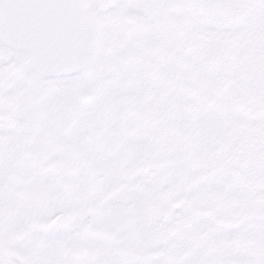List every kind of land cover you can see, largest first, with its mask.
Masks as SVG:
<instances>
[{
  "label": "rangeland",
  "instance_id": "rangeland-1",
  "mask_svg": "<svg viewBox=\"0 0 264 264\" xmlns=\"http://www.w3.org/2000/svg\"><path fill=\"white\" fill-rule=\"evenodd\" d=\"M185 2H189V0H185ZM181 15L182 14H180V16ZM223 31H221V33L218 35V36H220L218 38H215V35H213V34L210 36L209 42L214 46V48L215 47H221L222 43L229 45L228 43L230 41H232L230 34H228V33L223 34ZM103 34H105V33L104 32L101 33V37H100L101 41L99 42V48L101 49L100 50L101 52L98 51L97 53H103L104 50L109 49L108 48L109 44H108V46L106 45L105 35H103ZM117 39H118V36H117ZM153 39H154L153 36H152V38H150L148 29H146V30L140 29V31L135 33L130 39L129 38H127V39L123 38L122 42H120L121 40L119 41V40H116V38H115L114 40L117 41V43L114 45L111 44V48L113 46L117 45L112 49V51L114 52L113 56H114L115 62H116V72H115L116 76L109 79V81H108V78L104 81H101L99 88H101L103 90H97V89L94 90L93 91V95H94L93 97L96 98V101L92 102V103H88L90 105H85L84 108L92 111V109L94 107H96L98 104H102L106 107V105H107L106 101L111 100V98H113L114 100H118L119 95H122L126 91H132L135 95L136 105L138 103V101H137L138 96L140 97L139 104L143 108H144V105L148 104V102L150 105L152 103V100L155 99L156 106H157L156 110L158 112H161L163 110V103L166 102V93H167L168 87L176 85V82L172 81L169 84L168 79H165L164 75L162 73L158 77L156 83L160 85V92L159 93L161 95H163V98L160 99L158 97H155V98L153 97V99H152L150 97V100L145 101V95L149 94V91L151 88V83H153L152 80L150 79V72L148 71V67H147L149 61H148V59H146V57L148 56V52H149L148 49L152 47V45L150 43L153 41ZM217 40H218V42H217ZM162 48H163V46H162ZM106 53H110V52H106ZM188 56H191V55H188ZM219 63L224 64L225 67H227L228 69H230L232 67L234 68L236 65L235 64L236 62H235L233 57H230L226 60L220 61ZM211 67L213 68L214 65ZM209 77H210V80H215L214 72L211 71ZM95 78H96L95 75L94 76H88L87 75L84 78L78 76L76 80H75V77H73V79H74L73 82L75 84L71 85V88H70L71 92H75V93H77L76 95H78L79 94L78 92H87V91H91V89H93V88H97L99 86V84H97V85L93 84L95 82L94 81ZM165 81H168V83L166 84L165 91H164L163 84ZM125 87H126V89L124 90ZM47 91H51V90H47ZM174 91H175L174 97L176 98V100H179L180 90L174 89ZM38 93L40 95L36 94V96H34L31 94V95H27V96L29 97L30 101H34L35 98H38L40 101L38 104H40L41 106L45 105V103H44V102H46L45 97L48 96L49 94H43V92L40 90ZM30 101H26L25 104L30 103ZM223 104H224V99L221 101V105H223ZM166 107H167V105H166ZM48 109L51 110L52 108L48 107ZM54 109L55 110L53 111V113L51 112V114H53V117H51V118H54V117L58 118L59 116L56 115L58 113V112H56V109H57L56 106ZM28 110H30V109L28 108ZM135 116L136 115H134L133 118H136ZM178 117H183V116L173 114V118L178 119ZM186 117L190 118V116H186ZM148 119H149L148 116L145 119L139 118V120L137 122H133V120H134L133 119V120H131L130 123L125 122L124 125L120 128V131L122 133V144L124 147H126L129 150V152H128L129 154L123 158L124 162L126 164H128V167H126L125 170H131L135 166H140V165L146 166L147 164L155 163L154 161H156V159H154V158H157V156H155L157 154H155V153L148 154L147 153L149 150H151V151L153 150L154 145H157L160 148V151L162 150V147H163V150H165L167 147H170V148H172V152L171 151L170 152L175 158H173L172 161L169 162L170 168L168 169V172H170L171 170H174L172 174L174 175L175 178L178 179L179 184L183 185L182 188H177V190L179 191L178 193H182L183 189H186V187L188 185H191L192 177L196 176L197 171H200V168H201L198 166V162L196 161V158H195V156L197 155V152H196L197 145L193 148V152L190 153V154H193L192 157L185 158L186 156L184 154H182V152L180 153V151H179V149L181 150V141H180L179 135L174 134V135H177L178 138H176V136H173L170 139V134L168 133V130L163 129L162 127L160 129H158L156 132L151 131V129H146V130L143 129V127H142L143 122L145 120L147 121ZM54 121H56V120H54ZM175 128H178V127H175ZM190 128L191 127H189V129ZM141 130H144V132L143 133L140 132ZM109 133H112L113 135H115L116 133L118 134L117 127L114 126L110 130ZM175 133H176V131H175ZM107 143L112 144L113 142H111L109 140ZM220 143H222V141ZM116 146H117V143H113V148ZM42 149H45V147ZM136 153L145 154V155H142V159H139V160H137V162H135L133 155ZM160 154H162V152ZM176 159L178 160V162H176ZM158 161L160 162L161 159L158 158ZM163 161L164 162H163L162 168H164L165 164H166L165 158L163 159ZM113 167H116V164L114 161L111 163L110 169ZM1 168L5 169V167H3V166H1ZM163 174H164V172H158L157 168L142 174V176L139 180L146 184V192L148 195H150L151 193H154V191L157 189L156 186H161L159 183L162 181V177H163L162 175ZM219 177H223L224 179H226V181L232 180L229 177L228 173L224 170H221ZM76 180H77V178H76ZM224 186H228V187H224ZM243 192H245V190H241L240 192H237V194L231 193L230 186L228 185V183L227 182L223 183L220 180L219 186L217 188V193H215L214 191H211L210 189H205V187H203V186H200V189H197V191L189 193L190 199L186 203H187V207H189L190 210H188V208L186 207V211H187V214H190V216H191L190 224H192V225L189 228H187V231H190L193 235L190 239L185 238L184 235H183L184 237L182 236L178 239L179 245H181L183 241L187 240V242L191 246V249H192L191 251H192V253H194V258L192 261L190 260L191 262L189 264L204 263L207 260H209L210 258L212 259L213 257H215L217 254H227V252L232 251L233 248L231 246H234V243L225 244V243L221 242L220 240L213 241L216 237L221 238V236L223 234H227L226 239L236 240V241L240 242L241 247L239 244H236V248L240 247L239 249L245 250L246 252L248 251L249 248L252 249L251 255H259L261 253V251H264L263 247L258 246V245L257 246L254 245L250 241V239L248 238V237H250V235L253 231L252 226H249V228L245 232H234V231L231 232V231H229L227 233V232H225L224 229H220V227L213 230L209 226L208 222H202V220L209 218L211 220V222L213 224H215V220H214L213 216L211 214H209V210H210L209 207H211L215 211H217L218 207H219L218 211L221 214H223V212H221L220 210H223L224 208H226L227 215L220 216L218 221L220 222V224H230L229 222L226 221L228 219L226 216H229L231 218V216H230L231 215V209L227 210V209H229V207H226L227 204H223V203L232 202V201L234 202L235 200H237L236 202H241L244 206H245V204H247L250 209H253V207L256 205L257 201L259 200L260 195L249 193L247 196V195L242 194ZM0 193L2 194L1 196L6 195V192L0 191ZM189 194L184 193V194L177 195L172 200V202L183 203V202H185V199L182 200V198L189 196ZM233 202H232V204H233ZM193 203H195V204H193ZM135 204H138V205L141 204L143 206L144 202L138 201V202H135ZM0 206H1V208H0V222H1L3 220L1 218V216L3 215V212H6V207H7L6 206V197L1 201ZM173 206H174V204H171L170 208ZM191 206H192L193 210H192ZM128 207L129 208H127V210H129L131 208L130 206H128ZM127 210H124V211H127ZM199 211L205 217H203V218H201L199 216L195 217L194 221L192 223V214L194 212H199ZM232 213L236 216V215H238L239 210H235ZM183 215H184V207L182 205L179 208V218L178 219L180 221H181V216L183 217ZM176 221H177V219L173 221L174 226L176 225V223H178ZM232 226L233 225H231V227ZM4 228H6L5 223L0 224V229L2 230ZM36 231L38 232V234L36 236H32V237L28 236L27 237V240L29 241L28 242L29 245L40 244V240L37 236L42 235V236L47 237V236H49V233L51 232L48 229V227L44 226L43 224H41V226H36ZM186 234H188V233H186ZM1 236H3V237H2V241L0 242V255L3 256V255L7 254L6 253V247L8 244V238L9 237H8L7 232H5V234L2 233ZM222 237H225V235H223ZM1 245H2V249H1ZM130 246H131V249H132V247L134 248L133 244H131ZM171 248H172V253H170L171 258H169V260L172 262V260L175 257L176 249L174 248V245H171ZM177 251L180 252V249L177 248ZM251 255H249V256H251ZM4 258L5 257H2L1 260H3ZM9 258L12 259L11 256ZM6 259L7 258H5V260ZM237 260H238V258H237ZM121 261L123 262V264H132V262H125L123 260H121ZM245 261L247 264L246 259H245ZM74 262L75 261L73 260L72 263H74ZM32 264H34V263L32 262Z\"/></svg>",
  "mask_w": 264,
  "mask_h": 264
},
{
  "label": "snow or ice",
  "instance_id": "snow-or-ice-1",
  "mask_svg": "<svg viewBox=\"0 0 264 264\" xmlns=\"http://www.w3.org/2000/svg\"><path fill=\"white\" fill-rule=\"evenodd\" d=\"M186 8L204 7V5H184ZM247 264H264V251L259 255H251L246 257Z\"/></svg>",
  "mask_w": 264,
  "mask_h": 264
}]
</instances>
